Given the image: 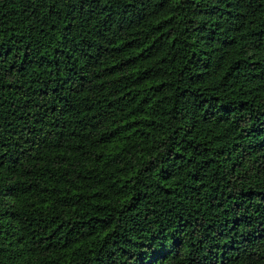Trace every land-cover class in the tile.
Returning <instances> with one entry per match:
<instances>
[{
	"label": "trees",
	"instance_id": "trees-1",
	"mask_svg": "<svg viewBox=\"0 0 264 264\" xmlns=\"http://www.w3.org/2000/svg\"><path fill=\"white\" fill-rule=\"evenodd\" d=\"M0 264H264V0H0Z\"/></svg>",
	"mask_w": 264,
	"mask_h": 264
}]
</instances>
